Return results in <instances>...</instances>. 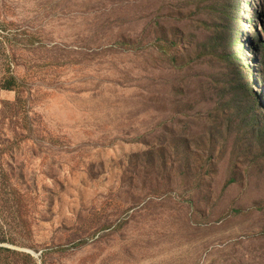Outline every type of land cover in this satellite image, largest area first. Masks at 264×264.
Masks as SVG:
<instances>
[{
    "label": "rangeland",
    "instance_id": "rangeland-1",
    "mask_svg": "<svg viewBox=\"0 0 264 264\" xmlns=\"http://www.w3.org/2000/svg\"><path fill=\"white\" fill-rule=\"evenodd\" d=\"M0 264H264V0H0Z\"/></svg>",
    "mask_w": 264,
    "mask_h": 264
}]
</instances>
